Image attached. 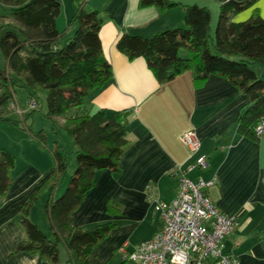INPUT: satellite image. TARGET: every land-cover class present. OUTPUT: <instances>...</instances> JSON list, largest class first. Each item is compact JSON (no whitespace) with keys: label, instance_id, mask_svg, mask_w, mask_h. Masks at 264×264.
Masks as SVG:
<instances>
[{"label":"crops","instance_id":"crops-1","mask_svg":"<svg viewBox=\"0 0 264 264\" xmlns=\"http://www.w3.org/2000/svg\"><path fill=\"white\" fill-rule=\"evenodd\" d=\"M86 1V7L97 10L103 17L101 43L113 73L104 87L93 92L88 106L92 112L125 111L124 129L129 141L122 153L121 170H98L93 187L71 216L73 224L82 229L112 224L93 252V264L123 261L122 247L131 251L160 230L162 218L155 209L156 201L169 202L175 198L179 166L193 181L199 177L215 180L206 193L221 211L238 216L237 225L225 239V251L235 254L238 264H264V136L257 140L241 136L236 124L250 104L249 97L227 76L219 74L208 75L196 84V69L160 82L144 57L130 59L117 48L116 42L125 32L151 37L184 26L185 6L191 3L171 0L175 5L160 8L155 4L141 6L140 0ZM11 7L0 0V22L9 21ZM254 9L264 18V0H257L242 13L236 12L233 20H246ZM214 10L210 13L212 34L217 20L216 6ZM73 12L74 8L70 18L64 19L62 8L56 19L63 38L71 36L70 27L76 24L71 22ZM253 68L255 74L264 78V64ZM189 129H195L201 140L199 151L208 163L205 168L187 169L196 159L181 139ZM36 144L35 140L30 142L31 151L45 150ZM42 157L45 161L32 160L18 170L15 165L10 170L7 191L0 194V264H49L36 254L12 252L17 243L27 238L18 220L20 206L54 172V160ZM42 204L43 201L38 206ZM41 221L44 224L42 218L38 219Z\"/></svg>","mask_w":264,"mask_h":264},{"label":"trees","instance_id":"trees-1","mask_svg":"<svg viewBox=\"0 0 264 264\" xmlns=\"http://www.w3.org/2000/svg\"><path fill=\"white\" fill-rule=\"evenodd\" d=\"M12 7L7 23L0 22V48L6 69L0 68V119L16 109L15 86L29 90L33 110L40 109L38 92L46 95V116L52 122L54 135L59 129L73 139L76 146V170L61 194L57 193L65 178L68 162L57 139L49 141L43 130L33 134L36 145L49 148L54 172L25 200L19 222L27 238L13 248V254H36L49 264H93L95 249L111 230V223L82 229L73 224V212L94 185L101 169L121 170V157L129 141L126 136V112L89 108L90 97L112 77L110 61L104 56L101 39L103 17L89 10L86 0H74L71 19L77 28L61 44L56 19L62 11V0H4ZM257 0H216L219 17L215 34L211 32V11L207 6L191 3L185 6V25L172 27L151 37L123 33L117 48L130 59L144 57L147 66L160 82L186 70L196 69V84L208 75L227 76L250 99L239 116L237 133L253 140L259 137L256 126L264 119V79L255 74L256 64H264V18L257 9L244 21L233 15ZM172 7L171 0H140L141 6ZM212 40V42H211ZM211 45L216 49L212 53ZM187 49L189 57H181ZM14 155L0 148V194L10 185ZM49 234L30 219L33 206L42 203ZM61 248L67 258L61 260ZM115 264V263H111ZM116 264H130L126 260Z\"/></svg>","mask_w":264,"mask_h":264},{"label":"built area","instance_id":"built-area-1","mask_svg":"<svg viewBox=\"0 0 264 264\" xmlns=\"http://www.w3.org/2000/svg\"><path fill=\"white\" fill-rule=\"evenodd\" d=\"M30 108L37 104L30 101ZM16 110V105L13 104ZM256 126L257 136L264 134V119ZM195 129L182 135L191 156L196 159L188 170L205 168L207 158L200 154L201 140ZM179 184L175 198L156 201L155 209L162 218V227L149 240L138 243L133 250L121 248L123 259L130 264H238V257L225 251V239L237 225L238 216L230 215L212 201L206 193L215 180L199 177L193 181L185 170L177 168Z\"/></svg>","mask_w":264,"mask_h":264},{"label":"rangeland","instance_id":"rangeland-1","mask_svg":"<svg viewBox=\"0 0 264 264\" xmlns=\"http://www.w3.org/2000/svg\"><path fill=\"white\" fill-rule=\"evenodd\" d=\"M179 1V0H178ZM186 1L187 3H197L201 6H207L212 13L215 12V6L217 11V20L215 23V26H213V37L215 34V28L219 17V7L218 2H215L216 0H181ZM74 6L73 0H63V13L62 16L65 19L70 18L72 13V7ZM89 10L90 7L87 6ZM245 11V10H244ZM238 12V13H242ZM68 13V14H67ZM237 13V14H238ZM63 20V19H61ZM243 21V20H242ZM64 27V26H63ZM65 27H68V22H66ZM181 27V26H180ZM71 30L69 31V35L72 36L74 33L73 31L76 30L77 25L70 27ZM70 37L66 36L62 38L61 44L63 45L65 40ZM212 42V40H211ZM216 49L211 45V51L212 53L217 52ZM187 50H183L180 52L181 57H187ZM218 53V52H217ZM3 52L0 48V68L6 69V60H4ZM261 78V77H260ZM264 79V78H263ZM0 83H1V77H0ZM14 100L16 108L19 110L11 111L9 116L7 118L0 119V148H3L10 153H12V156L14 155L15 158V165L16 170L20 169L22 165L29 161H45V157L47 156L48 159L53 161V157H51V153L49 151V148H45V150L42 149H36L32 150L29 147V144L33 138V134L37 131L43 130L48 134L49 141H53L54 139H57L59 144L62 147V150L65 152V156L67 158L68 167L65 171V178L63 179V183L61 185L60 191L57 193L61 194V192L64 191L66 186L68 185V179H70L71 175L74 174L77 166V160L75 154L76 146L73 142V139L67 135V133H64L59 129L58 134L54 135V133L51 131L53 130L52 122L48 119L46 116V95L44 90H40L37 94L38 100L40 102V106L38 110H33L30 105V96H29V90L22 84L15 86V92H14ZM33 221L37 222L39 226L43 229L46 234H49V229L46 220L43 218V213L40 206H34L33 208ZM43 219L44 224L41 222H38V219ZM61 260L63 261L66 257L64 248H61Z\"/></svg>","mask_w":264,"mask_h":264}]
</instances>
